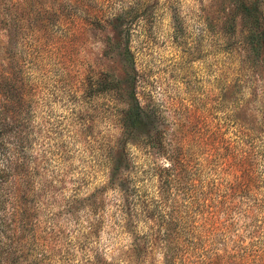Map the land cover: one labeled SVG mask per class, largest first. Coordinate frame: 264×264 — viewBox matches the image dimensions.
Here are the masks:
<instances>
[{"label":"rangeland","instance_id":"374dc122","mask_svg":"<svg viewBox=\"0 0 264 264\" xmlns=\"http://www.w3.org/2000/svg\"><path fill=\"white\" fill-rule=\"evenodd\" d=\"M240 1L0 0V225L1 219L9 225L0 236L22 234L21 215L28 213L31 243L36 238L35 245L44 247L47 264H90L95 255L131 263L125 252L132 236L120 228L126 218L114 206L124 196L99 191L107 186L124 105L119 93L85 98L88 75L90 84L92 77L132 74L137 99L157 115L170 149L193 157L194 166L205 157L210 161L203 166H216L217 174L206 171L203 179L217 177L225 185L236 173L228 166L237 151V121L252 129L250 141L264 153V65L247 68L233 11ZM258 1L264 14V0ZM118 14L133 70L118 56L116 32L106 23ZM230 20L234 35L226 26ZM139 140L127 151L142 171L150 167ZM148 154L156 165H168L167 153ZM15 167L21 169L17 181ZM154 175L144 173L138 182L152 194L145 196L149 200L159 195ZM243 196L235 199L239 209L264 220V195Z\"/></svg>","mask_w":264,"mask_h":264},{"label":"trees","instance_id":"16d2710c","mask_svg":"<svg viewBox=\"0 0 264 264\" xmlns=\"http://www.w3.org/2000/svg\"><path fill=\"white\" fill-rule=\"evenodd\" d=\"M233 11L240 18V31L242 36L244 34L241 42L247 49V68L261 67L264 65V14L260 2L241 0ZM122 20V14H118L106 23L113 25L116 32L118 56L133 70V57L128 35L122 29ZM99 22L95 21L94 25L102 28ZM226 26L234 35L236 25L233 20ZM125 76L123 80L92 77L89 84L88 75L83 95L89 99V96L94 98L101 94L119 93L122 97L124 107L118 119L121 136L118 147L109 153L107 186L99 191L110 188L124 196L114 206L121 219L126 218L125 225L120 228L127 227L124 233L132 236V247L128 246L125 252L129 263L146 264V260L158 255L157 264H264V220L257 221L256 215L239 209L240 203L235 201L236 198L242 199L243 195H264V153L250 141L252 129L236 122L237 151L234 163L228 166V169H237L232 179L225 185L217 181V177L203 179L206 171L211 175L217 174L216 166L210 168L209 163L203 166L210 161L207 157L198 167L194 166L193 157L171 150L170 143L164 141L163 131L156 126L157 115L145 109L137 99L134 76L128 73ZM8 81L9 78L4 79V83ZM9 100L5 98L4 103ZM135 137L141 140L137 146L145 153L150 167L147 170L140 171L141 166L132 163L134 160L127 151ZM148 153H153L154 157L166 156L167 153L168 165H156L155 161L149 160ZM259 154L261 157L258 159ZM11 164L15 165L16 161H11ZM223 164L226 165L224 161ZM259 167L260 172L257 173ZM25 168L24 165V176H27ZM14 169L11 175L17 181L21 169ZM149 172L155 173L158 179L157 199H147L145 196L152 194L138 187L144 173L147 175ZM165 193L171 198L165 199ZM21 216L22 234L18 231L17 234L4 236L6 232H3L0 236V264H47L41 251L44 247L35 245L36 238L31 243L33 233L30 237L31 225H27L31 215L22 213ZM102 220H95V223ZM2 226L8 228L9 225H4L1 219L0 228ZM90 264L111 263L95 255Z\"/></svg>","mask_w":264,"mask_h":264}]
</instances>
